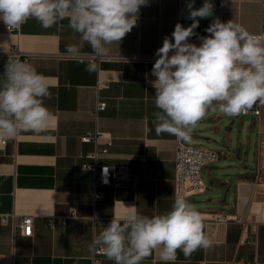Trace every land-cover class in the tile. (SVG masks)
I'll use <instances>...</instances> for the list:
<instances>
[{
  "label": "crops",
  "instance_id": "1",
  "mask_svg": "<svg viewBox=\"0 0 264 264\" xmlns=\"http://www.w3.org/2000/svg\"><path fill=\"white\" fill-rule=\"evenodd\" d=\"M218 1L211 0L213 5ZM187 2L149 0L140 9L137 25L119 45L108 46L95 72L86 70L87 60L58 58L66 54L67 45L80 42L67 19L43 28L32 18L18 34L7 32L0 22V72L7 52L17 46L46 77L51 95L44 105L52 113L48 128L39 134L22 131L4 145L0 138V215L14 217L7 225L0 219V264H90L93 247L103 248L95 244L99 233L113 218L126 215L128 206L135 205L136 212L149 217L171 209L178 138L156 132L153 113L158 109L149 81L155 79L151 70L163 38L171 36L177 23H192ZM203 2L195 0V7ZM216 18L233 20L258 34L264 25V0H225L221 11L213 9V16L198 18L191 42L199 45L198 37L208 35L205 29ZM81 53L95 55L87 44ZM98 101L106 105L96 115ZM96 129L112 138L100 162L124 169L129 179L100 188L101 198L93 200L94 174L81 168L82 155L92 145L79 137ZM182 142L220 154L201 170L206 190L187 200L202 217L229 213L239 221H203L210 247L190 257L178 250L174 262L162 261L154 251L142 264H264V183L257 181L255 171L256 151L264 143V103L259 102L258 115L230 117L210 109L191 141ZM70 209L75 219L63 226L46 225L47 217L68 215ZM27 215L34 217L30 237L22 236L16 225ZM95 219L103 223L95 225ZM101 264L114 261L103 256Z\"/></svg>",
  "mask_w": 264,
  "mask_h": 264
},
{
  "label": "clouds",
  "instance_id": "2",
  "mask_svg": "<svg viewBox=\"0 0 264 264\" xmlns=\"http://www.w3.org/2000/svg\"><path fill=\"white\" fill-rule=\"evenodd\" d=\"M149 0H0V22L8 30L36 19L43 28L68 20L79 34V44L66 46V55L78 56L87 44L97 56L109 52L137 25L140 9ZM214 5L204 0L186 3L188 27L177 23L171 36L157 49L149 81L154 88L153 113L157 133L166 132L190 142L198 123L212 109L236 117L264 103V33H251L241 24L219 18L192 43L198 18L213 16ZM0 72V138L10 139L22 131L41 133L48 128L52 113L44 105L51 93L46 77L29 62L7 53ZM94 61L86 70L95 72ZM113 218L99 233L95 244L114 264H142L154 251L162 261L174 262L177 251L185 257L211 240L204 232L202 216L184 196L177 195L171 209L149 217L135 211Z\"/></svg>",
  "mask_w": 264,
  "mask_h": 264
},
{
  "label": "built area",
  "instance_id": "3",
  "mask_svg": "<svg viewBox=\"0 0 264 264\" xmlns=\"http://www.w3.org/2000/svg\"><path fill=\"white\" fill-rule=\"evenodd\" d=\"M225 0H219L218 3L214 5V10L221 11ZM214 20L211 21V23ZM9 33L18 34L20 28L8 30ZM259 33H264V25H262L261 31ZM258 33V34H259ZM13 56H19L21 60L27 61L26 54L19 51L18 47H12L7 52ZM58 58L62 60H78L88 62L94 61L99 64L103 56L86 55L81 53L78 56H69L66 54H58ZM98 86H101L99 84ZM97 86V87H98ZM106 103L103 101H98L96 104L95 114L98 111L104 110ZM259 114V102L253 106V108L245 114ZM81 143H87L92 145V150L83 153L82 157L85 162L81 165L83 170L91 171L94 174L95 181L93 185V200L101 198L100 188L113 186L116 187L121 183L129 179L126 171L120 167H116L110 164L101 163L100 160L103 156L108 154L109 148L112 146V138L109 134L98 131L97 129L93 132H86L79 137ZM1 144H5V139L1 140ZM256 179L260 183H264V143L259 144L256 151ZM220 158V154L212 149L206 148L204 146L188 145L183 143L180 139H177L175 156H174V197L177 195H182L186 199L192 196L203 193L206 190V184L201 178V170L204 166L214 163ZM12 214H2L0 215L1 223L7 225L9 221L13 220ZM33 216L27 215L22 217L16 222L19 232L22 236L30 237L33 233ZM76 213L74 209H70L68 215L56 216L51 215L46 218V225L48 227H53L55 225H66L69 219H75ZM203 221L212 223H226L230 221H239L238 217L233 214H223V213H207L202 217ZM103 220L95 219L96 224H102ZM244 239H241V242ZM103 248L99 246H94L91 256L90 264H101L104 253Z\"/></svg>",
  "mask_w": 264,
  "mask_h": 264
}]
</instances>
